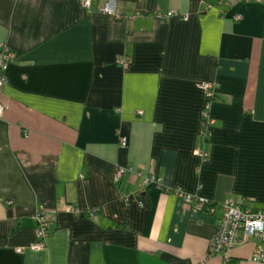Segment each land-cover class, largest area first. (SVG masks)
Masks as SVG:
<instances>
[{"label": "crops", "instance_id": "0c3cea01", "mask_svg": "<svg viewBox=\"0 0 264 264\" xmlns=\"http://www.w3.org/2000/svg\"><path fill=\"white\" fill-rule=\"evenodd\" d=\"M106 1L0 0V264H264L196 201L264 209V0Z\"/></svg>", "mask_w": 264, "mask_h": 264}, {"label": "built area", "instance_id": "2783aa9c", "mask_svg": "<svg viewBox=\"0 0 264 264\" xmlns=\"http://www.w3.org/2000/svg\"><path fill=\"white\" fill-rule=\"evenodd\" d=\"M84 5L88 7L90 0H83ZM108 13H116V0H107L102 7L99 8ZM178 11H167L166 13L159 12L158 17L169 18L173 15H178ZM17 52L6 42L0 40V95L2 89L7 83V70L9 65L16 59ZM120 63H125L123 58ZM205 89L206 101L202 112L201 129L204 134L211 131V127L215 119L210 113L212 101L214 100V83L210 81L203 82L200 85ZM264 88V83H263ZM4 110V105L0 100V116ZM125 138L122 139V145H126ZM203 155V153H202ZM206 156V155H205ZM126 170L125 167L118 166L114 170V177H121ZM154 179V178H153ZM152 178H147L145 184L153 182ZM204 199H197V204L202 207ZM222 209L216 233L212 236L209 243L210 253L221 255L226 262H230L231 258L229 251L236 245L243 244L247 241H254L255 247L252 253V260L264 263V209H255L249 205L235 203L231 200H226L218 205H213L210 208L211 212H215L216 208ZM69 209H75V205L68 206ZM34 218L38 223V242L34 245L35 249H41L46 245V237L48 234V217L46 213L37 210Z\"/></svg>", "mask_w": 264, "mask_h": 264}, {"label": "trees", "instance_id": "16d2710c", "mask_svg": "<svg viewBox=\"0 0 264 264\" xmlns=\"http://www.w3.org/2000/svg\"><path fill=\"white\" fill-rule=\"evenodd\" d=\"M247 1V0H246ZM10 45V44H9ZM11 46V45H10ZM12 47V46H11ZM13 48V47H12ZM14 49V48H13ZM16 51V49H14ZM17 52V51H16ZM213 205H218L216 203H213L212 201H209V200H203V206L201 207L203 211L205 212H210V213H214V212H211L210 211V208L211 206ZM91 212V211H90ZM89 211L88 212H82L80 213L81 216H85L86 213H90Z\"/></svg>", "mask_w": 264, "mask_h": 264}]
</instances>
